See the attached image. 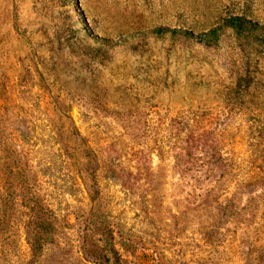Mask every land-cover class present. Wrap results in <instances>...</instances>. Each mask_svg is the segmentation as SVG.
I'll list each match as a JSON object with an SVG mask.
<instances>
[{
    "label": "rangeland",
    "instance_id": "1",
    "mask_svg": "<svg viewBox=\"0 0 264 264\" xmlns=\"http://www.w3.org/2000/svg\"><path fill=\"white\" fill-rule=\"evenodd\" d=\"M234 16L0 0V264H264V32L201 35Z\"/></svg>",
    "mask_w": 264,
    "mask_h": 264
},
{
    "label": "trees",
    "instance_id": "2",
    "mask_svg": "<svg viewBox=\"0 0 264 264\" xmlns=\"http://www.w3.org/2000/svg\"><path fill=\"white\" fill-rule=\"evenodd\" d=\"M222 28L231 29L237 34H240L245 30H261L262 32H264L263 25L252 23L250 20H247L241 16H234V17L225 18L223 20L222 25L214 27L210 29L209 31L202 33L201 35L204 37H216L218 30ZM149 32L156 36H163L166 34H169L172 36L179 35V36L189 37V38L192 36V34H189L180 29H170V28L161 27V26L150 29ZM98 41L102 42L103 44L111 43V41H109L108 39H99Z\"/></svg>",
    "mask_w": 264,
    "mask_h": 264
}]
</instances>
